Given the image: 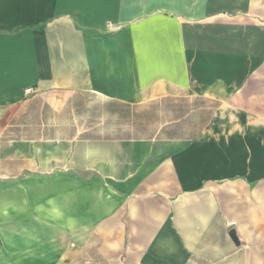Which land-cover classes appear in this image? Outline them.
Listing matches in <instances>:
<instances>
[{
  "label": "crops",
  "instance_id": "1",
  "mask_svg": "<svg viewBox=\"0 0 264 264\" xmlns=\"http://www.w3.org/2000/svg\"><path fill=\"white\" fill-rule=\"evenodd\" d=\"M0 264H264V0H0Z\"/></svg>",
  "mask_w": 264,
  "mask_h": 264
},
{
  "label": "rangeland",
  "instance_id": "2",
  "mask_svg": "<svg viewBox=\"0 0 264 264\" xmlns=\"http://www.w3.org/2000/svg\"><path fill=\"white\" fill-rule=\"evenodd\" d=\"M189 106H190V105H188V104H180V105H176V107H180V110H181V111H185L186 109L189 108ZM193 106H195V104H194ZM197 122H198V121H197ZM192 123H193L192 121H191L190 123H186V127H187V128L192 127V126H193Z\"/></svg>",
  "mask_w": 264,
  "mask_h": 264
},
{
  "label": "water",
  "instance_id": "3",
  "mask_svg": "<svg viewBox=\"0 0 264 264\" xmlns=\"http://www.w3.org/2000/svg\"><path fill=\"white\" fill-rule=\"evenodd\" d=\"M230 237L235 242V244L237 246H240V243H239V240H238V237H237V234H236L235 230L230 231Z\"/></svg>",
  "mask_w": 264,
  "mask_h": 264
}]
</instances>
